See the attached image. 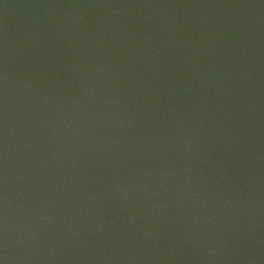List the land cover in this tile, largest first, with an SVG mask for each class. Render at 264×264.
Masks as SVG:
<instances>
[{
    "label": "water",
    "instance_id": "obj_1",
    "mask_svg": "<svg viewBox=\"0 0 264 264\" xmlns=\"http://www.w3.org/2000/svg\"><path fill=\"white\" fill-rule=\"evenodd\" d=\"M0 264H264V0H0Z\"/></svg>",
    "mask_w": 264,
    "mask_h": 264
}]
</instances>
